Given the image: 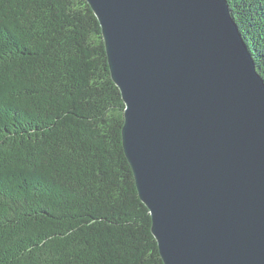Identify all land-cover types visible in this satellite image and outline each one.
<instances>
[{
    "label": "trees",
    "instance_id": "obj_1",
    "mask_svg": "<svg viewBox=\"0 0 264 264\" xmlns=\"http://www.w3.org/2000/svg\"><path fill=\"white\" fill-rule=\"evenodd\" d=\"M264 79V0H228ZM87 0H0V264H165Z\"/></svg>",
    "mask_w": 264,
    "mask_h": 264
},
{
    "label": "water",
    "instance_id": "obj_2",
    "mask_svg": "<svg viewBox=\"0 0 264 264\" xmlns=\"http://www.w3.org/2000/svg\"><path fill=\"white\" fill-rule=\"evenodd\" d=\"M165 264H264V79L228 0H87Z\"/></svg>",
    "mask_w": 264,
    "mask_h": 264
}]
</instances>
